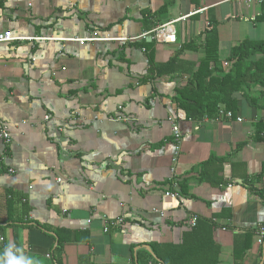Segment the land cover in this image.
<instances>
[{"label": "crops", "instance_id": "0c3cea01", "mask_svg": "<svg viewBox=\"0 0 264 264\" xmlns=\"http://www.w3.org/2000/svg\"><path fill=\"white\" fill-rule=\"evenodd\" d=\"M262 14L253 0H0V35L24 39L0 43V264L6 252L55 264L60 244L61 264H155L152 246L180 245L194 217L212 224L219 264H234V237L264 225V97L235 94L228 121L191 117L176 96L207 39L230 19L264 36ZM174 20L175 44L138 38ZM89 38L131 41H69ZM183 45L174 73L150 76V59ZM261 258L252 243L241 264Z\"/></svg>", "mask_w": 264, "mask_h": 264}, {"label": "trees", "instance_id": "16d2710c", "mask_svg": "<svg viewBox=\"0 0 264 264\" xmlns=\"http://www.w3.org/2000/svg\"><path fill=\"white\" fill-rule=\"evenodd\" d=\"M263 19L262 14L255 21ZM189 47L181 46L180 50L163 65H154L150 59V76L161 77L174 73L178 56ZM202 53L199 68L187 78L176 96V101L187 115L218 116L222 110L231 112L234 117L237 111L235 94L242 93L247 96L246 91L250 89V85L252 88L259 87L260 96L264 97V39L261 41L245 39L231 48L225 66L219 62L218 41L215 37L204 42ZM251 104L254 105V102ZM257 127L264 133L263 121H260ZM212 229V224L197 222L191 231L184 235L180 245L152 246L153 257L161 264H219L220 248L212 241ZM253 236V232L247 231L234 237L232 249L234 264L242 263L246 252L251 249ZM61 254L60 244L52 254L55 264H61Z\"/></svg>", "mask_w": 264, "mask_h": 264}, {"label": "built area", "instance_id": "2783aa9c", "mask_svg": "<svg viewBox=\"0 0 264 264\" xmlns=\"http://www.w3.org/2000/svg\"><path fill=\"white\" fill-rule=\"evenodd\" d=\"M228 1L249 2V0H228ZM253 1L261 2L264 0H253ZM178 21H180V20H174V21H169V22H165L162 24H158V25L152 27L148 32L139 36L138 38L141 40H145L146 38H150L151 41H153L155 44H164V45L175 44L176 34H177L175 25L178 23ZM15 40L24 41V39H21V38L11 37V34L8 32L0 35V43H6V42L15 41ZM101 40L119 41V42L131 41V39H127V38H119V39L89 38V39H71L69 41L78 42L80 45H83L85 42H98ZM218 116H222L228 121H231L233 118V114L231 112H224L222 110L219 111ZM44 119L48 120V117H45ZM235 120L238 123H240L242 121L241 118H239V117H237ZM263 120H264V118H263ZM170 122L172 125V137H173L174 145H175L174 151L172 154L171 162L173 165H176L177 158H178V155L180 152L181 135H180V132L178 130V127L176 126L175 121L172 119V120H170ZM0 139L2 141H4L5 143H9V141H10L8 126L2 120H0ZM171 171L173 172L174 169H171ZM168 196L171 197L172 199H177L179 194H177L176 192H173V193H170ZM105 221L106 222H105L104 228H103L104 233H107L109 228L119 229V228H122L125 224L124 219L120 218V217L112 218V219H106ZM195 222H196V218L194 217L191 219V227H194ZM0 241H2V239H0ZM263 243H264V225H260L254 230L253 246L256 248H261ZM46 257L50 258V256H46ZM155 264H159V263L156 262Z\"/></svg>", "mask_w": 264, "mask_h": 264}, {"label": "rangeland", "instance_id": "374dc122", "mask_svg": "<svg viewBox=\"0 0 264 264\" xmlns=\"http://www.w3.org/2000/svg\"><path fill=\"white\" fill-rule=\"evenodd\" d=\"M244 24L245 23L236 24V22H232V19H230L229 25H224L222 28L218 29L219 37L222 35L220 42L218 40V55L223 57L226 54H229L230 49L238 45L239 43L237 44V42L241 41L244 35L252 41H261L264 39V36H262V32L259 29L255 32L253 29H250V26L249 28H246ZM175 28L176 30H179L181 25L177 24L175 25ZM232 42L234 43L233 46H231Z\"/></svg>", "mask_w": 264, "mask_h": 264}, {"label": "clouds", "instance_id": "9594fccd", "mask_svg": "<svg viewBox=\"0 0 264 264\" xmlns=\"http://www.w3.org/2000/svg\"><path fill=\"white\" fill-rule=\"evenodd\" d=\"M6 256V264H24L23 260L13 257L10 252H6Z\"/></svg>", "mask_w": 264, "mask_h": 264}, {"label": "water", "instance_id": "95a60500", "mask_svg": "<svg viewBox=\"0 0 264 264\" xmlns=\"http://www.w3.org/2000/svg\"><path fill=\"white\" fill-rule=\"evenodd\" d=\"M263 262H264V243L262 245V258H261L260 264H263Z\"/></svg>", "mask_w": 264, "mask_h": 264}]
</instances>
